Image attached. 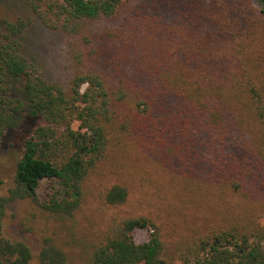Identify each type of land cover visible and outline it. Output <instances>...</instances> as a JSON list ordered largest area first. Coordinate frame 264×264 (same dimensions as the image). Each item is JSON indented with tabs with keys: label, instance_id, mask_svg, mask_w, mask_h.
Segmentation results:
<instances>
[{
	"label": "trees",
	"instance_id": "obj_1",
	"mask_svg": "<svg viewBox=\"0 0 264 264\" xmlns=\"http://www.w3.org/2000/svg\"><path fill=\"white\" fill-rule=\"evenodd\" d=\"M129 1L25 0L44 28L68 37V93L22 54L30 19H0V149L17 121L31 123L0 198V264L31 259L2 236L8 202L72 218L102 178V203L126 211L91 264H264V0H254L259 9L252 0H154L165 26L121 41V63L104 61L103 36L79 25L111 20ZM113 150L121 164L107 167ZM42 181L54 190L40 201ZM137 229L149 231L145 242H135ZM48 244L41 262L62 263Z\"/></svg>",
	"mask_w": 264,
	"mask_h": 264
},
{
	"label": "rangeland",
	"instance_id": "obj_2",
	"mask_svg": "<svg viewBox=\"0 0 264 264\" xmlns=\"http://www.w3.org/2000/svg\"><path fill=\"white\" fill-rule=\"evenodd\" d=\"M252 2L254 7L259 9L258 4L254 0ZM152 5H156L154 0H130L115 18L87 25L81 24L79 29L84 28L98 40L103 36V40L100 41L109 45L105 51L106 55L104 53V61L113 58L120 59L121 63V41L126 42L131 37L133 39L145 32L148 34L151 30L158 31L165 26L166 19L156 15ZM163 12L162 15L167 17V21L171 20L169 17L173 16L172 11L164 9ZM2 18L30 19L22 43V54L43 72L47 82L60 85L68 93L73 72L66 52L68 37L60 32L44 28L32 15L25 0H0V19ZM261 33L264 34V28ZM261 40L262 37L257 42L261 44ZM113 44H117L119 48L114 49ZM131 50L132 48L125 53L132 54ZM257 55L259 64L264 69V45ZM130 56L126 55L130 59H125L126 66L134 65V60ZM116 63H109L107 68L109 74L113 75L116 72L118 65ZM129 70L128 67L124 69L125 72ZM30 124L25 118L17 121L11 136L0 149V198L5 197L7 190L12 186V176L21 153L20 139L27 134ZM76 126L77 124L74 125ZM103 164H107V167L109 164H121V152L113 150ZM105 179L110 181L109 178ZM103 180L102 178L96 182V191L94 192L95 189L92 188L84 197L79 210L68 219L48 213L29 199L8 202L2 218V236L10 243H22L30 249L31 259L28 264H44L39 256L47 240H49L48 245L62 252L63 261L60 264H91L90 256L94 247L103 241L112 220L121 217L126 211V208H111L102 203L98 190L101 189ZM53 190L54 186L50 182H40L37 190L38 199L44 200ZM137 209L135 206V210ZM148 236L149 231L146 229H137L133 232L136 243L145 242ZM5 259L0 253V261Z\"/></svg>",
	"mask_w": 264,
	"mask_h": 264
}]
</instances>
